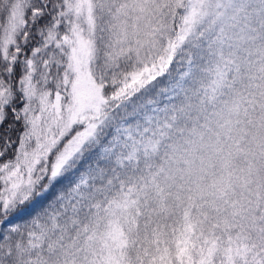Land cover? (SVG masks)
Here are the masks:
<instances>
[{
    "label": "snow or ice",
    "instance_id": "obj_1",
    "mask_svg": "<svg viewBox=\"0 0 264 264\" xmlns=\"http://www.w3.org/2000/svg\"><path fill=\"white\" fill-rule=\"evenodd\" d=\"M0 264H264V0H0Z\"/></svg>",
    "mask_w": 264,
    "mask_h": 264
}]
</instances>
